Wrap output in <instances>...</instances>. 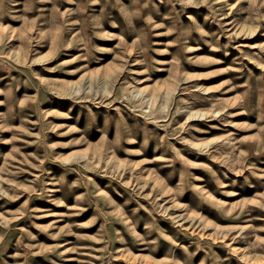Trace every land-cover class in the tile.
I'll use <instances>...</instances> for the list:
<instances>
[{
    "label": "rangeland",
    "instance_id": "374dc122",
    "mask_svg": "<svg viewBox=\"0 0 264 264\" xmlns=\"http://www.w3.org/2000/svg\"><path fill=\"white\" fill-rule=\"evenodd\" d=\"M0 264H264V0H0Z\"/></svg>",
    "mask_w": 264,
    "mask_h": 264
},
{
    "label": "bare ground",
    "instance_id": "6f19581e",
    "mask_svg": "<svg viewBox=\"0 0 264 264\" xmlns=\"http://www.w3.org/2000/svg\"><path fill=\"white\" fill-rule=\"evenodd\" d=\"M180 217H182L183 219H189V216L186 214H181Z\"/></svg>",
    "mask_w": 264,
    "mask_h": 264
}]
</instances>
